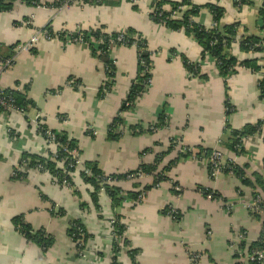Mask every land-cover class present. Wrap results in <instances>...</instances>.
Returning <instances> with one entry per match:
<instances>
[{
  "label": "crops",
  "instance_id": "1",
  "mask_svg": "<svg viewBox=\"0 0 264 264\" xmlns=\"http://www.w3.org/2000/svg\"><path fill=\"white\" fill-rule=\"evenodd\" d=\"M27 1L16 0L9 12L0 13V61L14 58L7 69L0 62V89L17 91L28 102L25 114L14 112L0 121V264H110L109 221L113 215L120 216L128 245L137 252L135 264H189L192 252L202 254L199 264H247L248 247L262 230V223L248 211L252 190L229 175L210 180L204 161L189 158L172 165L170 180L157 187H151L150 176L117 182L115 186L126 200L115 208L104 192H100L96 207L90 198L92 188L77 172L72 175L73 189L56 185L50 174L36 169L28 170L25 180H16L14 173L23 153L46 157L47 152H55V146L37 133L35 121L40 120L50 131L66 133L76 142L79 170L90 163L105 175L135 172L141 165L152 164L156 155L168 151L171 141H177L194 152L198 148L218 151L222 162L231 161L252 178L253 173L263 171L264 139L248 138L243 142L244 153L237 156L226 148L232 136L225 126L240 130L264 120V102L258 90L263 69L257 74L238 68L223 80L214 60H202L192 36L151 21L155 0H103V4L78 3L60 9L36 7ZM35 1L51 5L58 0ZM191 1L202 7L193 20L205 28L212 27V16L204 6L217 4L225 10L222 25L238 23V36L262 35L258 16L261 0H252V5L240 10L233 0ZM164 10L169 11V7ZM47 25L54 33L101 28L107 34L132 30L142 36L152 53L151 79L133 108L124 110L137 70L133 47L110 48L116 74L111 90L100 98L105 69L86 45L41 39L33 53L17 51ZM230 53L238 61L257 58L241 52L236 44ZM180 57L200 64V75L195 78L187 73ZM71 79L79 89L67 85ZM162 113L166 127L154 133L134 135L128 129L139 125L145 130ZM117 116L124 126L119 130L120 138L110 140L108 128ZM177 153L175 148L165 155L160 167L174 161ZM173 183L181 188L180 195L174 194ZM200 188L211 190L217 198L204 197ZM128 193L141 194L140 200L132 202ZM166 209L178 213L179 219L164 214ZM18 217L34 231L44 230L52 238L45 253L16 231L13 221ZM74 220L90 236L80 256L67 234ZM241 233L243 249L238 238ZM118 262L131 264L126 249L122 248Z\"/></svg>",
  "mask_w": 264,
  "mask_h": 264
},
{
  "label": "trees",
  "instance_id": "2",
  "mask_svg": "<svg viewBox=\"0 0 264 264\" xmlns=\"http://www.w3.org/2000/svg\"><path fill=\"white\" fill-rule=\"evenodd\" d=\"M133 3L135 0H126ZM234 7L237 10H240L242 6L252 5V0H233ZM16 0H0V13L9 12ZM84 4H103V0H84ZM28 4L34 6H43L46 8L60 9L64 6L63 0H58L56 3L40 4L35 0H28ZM168 6L169 11L164 10V7ZM185 7L184 10L181 8ZM211 13L212 16V27L205 28L194 22L193 18L196 17L200 10L201 6H196L192 3L191 0H181L180 2H165L163 0H155L152 4V13L149 15L151 21L157 25H160L164 28L170 29L172 31H182L186 36H192L198 46L201 49V58L205 60L210 58L214 60L219 76L227 81V79L234 75L237 72L238 68L249 69L253 73L259 74L263 69L264 71V0L260 1V7L258 10V16L261 19L262 26L260 30L262 31L261 36L255 35H244L238 36L237 29L239 27L238 23H233L230 25H222L221 20L224 16L225 10L215 4H207L204 6ZM174 13H179L178 18H173ZM44 30L48 32L51 39H57L63 44L67 43V40H70L71 43H74L75 39L81 38L84 45H86L91 52V54L98 59L104 66L106 78L110 81L104 83L99 90V97L103 98L106 93H108L113 84L116 74V69L114 62L110 57V48L111 47H133L137 54V70L134 82L131 86L129 94L126 99L124 110L133 108L134 103L137 98L142 96L147 90L148 81L151 79V69L152 53L148 49V44L146 40L133 32L132 30H125L120 33L107 34L103 32L101 28L90 30V31H78L74 33L68 32H58L54 33L52 28L47 25L44 27ZM119 37H122L121 42L117 41ZM238 45L239 50L243 53H249L257 55V58L252 60L238 61L231 53L230 49L233 45ZM17 45L14 47V49ZM35 49H31L29 52H34ZM15 54V52H14ZM14 56V55H13ZM182 64L191 76L198 77L200 75V64H192L184 57H180ZM13 60V57L9 58ZM8 59L1 60L0 62H5ZM258 62H262L263 65L260 66ZM74 90L78 88L73 87ZM1 90V89H0ZM258 90H259V99L264 102V73L261 75L258 81ZM3 94H9L13 97L14 106L17 110L22 111L23 114L26 112V107L28 105L27 100L24 96L17 91H1ZM59 92V90H58ZM54 93V92H53ZM226 108L228 111H231V107L228 104L226 98ZM229 112L226 114L229 115ZM166 116L162 113L158 116L157 122L155 124L149 125L145 130L142 126H130L128 129L135 135L141 134L143 132L154 133L152 128L156 130L166 127ZM123 122L120 116H117L113 119L112 123L108 128V138L110 140H118L121 136L119 131L123 127ZM264 126V120L257 122L255 125H247L240 130H232L229 125L226 123L225 130L230 133L232 139L226 144V148L232 151L234 154L239 156L244 153V148L241 145V139L253 137L256 134L262 132L261 128ZM47 131L51 134V137L54 140L55 152L54 155L50 152H47L46 157L30 155L28 153H23L20 157L18 167H22L25 172L18 171L15 169V179L16 180H25L27 178L28 170H38L40 172H45L50 174L56 185L64 186L73 189L74 183L72 180V175L78 173L82 182L88 184L92 188L90 193V198L93 201V204L98 207V196L100 192H104L105 195L110 199L111 207H118L124 200H126V195L123 194L122 190L115 186L117 182L127 181V176L133 172H129L123 175H105L103 174L95 164L86 163L83 164V169L79 170L76 166V160L70 155V152L75 151L80 155V151L77 147L75 141L70 139L66 133H56L50 131L46 126L41 125L37 127V133L47 141L49 138ZM88 136L92 137L93 132L87 131ZM179 147V148H178ZM177 141H171L169 149L166 153L156 155L154 161L150 165H141L138 169L144 175L150 176L153 179L151 187H157L161 182L169 181V172L172 165L189 158L196 159L199 161H207L212 154L213 150L198 148L197 152H193L191 148L186 146H178ZM177 149V158L170 162L166 167H160L162 160L165 155L171 153L173 149ZM67 151V152H66ZM264 162V160H263ZM224 169L222 171L223 175H230L237 178L240 183L246 187H249L252 190V201L260 199V203L257 204V211H249V214L252 215L255 219L259 220L262 223V230L260 232L258 240L255 243L251 244L248 247V254H252L255 250L264 251V167L261 174L253 173L252 178L248 177L245 171L232 163L231 161L225 162ZM61 167H58V165ZM208 176L211 173L210 164H206ZM137 170V171H138ZM85 171H88L89 174H86ZM136 172V171H135ZM114 181V183L106 184V180ZM175 187H178L176 183L172 184V190L174 194L180 195L181 188L175 190ZM199 191L201 194L206 197L208 194L211 195V199H216L217 196L211 190L200 188ZM141 194L128 193L127 198H130L132 202L137 203L140 200ZM167 209L164 211V214L167 213ZM112 226H113V235L117 237L121 243L113 239L111 244V262L110 264H119L118 256L120 255L122 248L127 250V256L130 259L131 264H135V256L137 254L136 250L130 249L128 241L126 240L125 226L121 222V218L118 215L112 216ZM180 215L177 213L175 219H179ZM14 226L16 231L22 235V237L29 242L35 243L42 252H46L51 244L52 238L44 231L38 230L34 231L30 225H28L23 217H18L14 221ZM67 234L69 238L74 242L77 248L79 256L85 250L87 239L89 235L87 234L85 228L81 225L79 221H71L68 227ZM244 234V233H243ZM82 241L83 246L79 247L78 243ZM240 247L243 249L245 247L244 240L241 241ZM242 264V263H240ZM247 264H259L256 261L247 262Z\"/></svg>",
  "mask_w": 264,
  "mask_h": 264
},
{
  "label": "built area",
  "instance_id": "3",
  "mask_svg": "<svg viewBox=\"0 0 264 264\" xmlns=\"http://www.w3.org/2000/svg\"><path fill=\"white\" fill-rule=\"evenodd\" d=\"M83 1L84 0H63L64 6H62V7L71 6V5L78 4V3H82L83 4L84 3ZM44 8H46V7H44ZM184 9H185V7L181 8V10H184ZM151 13H152V9L150 10V14ZM178 17H179V13H174L173 18H178ZM24 24H26V26H28V23H24ZM41 39L51 40L48 32L45 31L44 28L34 32L33 36L30 38V40L28 42H26L25 44H21L20 46L17 47V51L18 52H29L31 49H33V48H35L37 46V44L39 43V41ZM122 40H123L122 37H119L117 39V41H119V42H121ZM67 43L68 44H83L81 38L75 39L74 43H71L70 40H67ZM263 48H264V46H263ZM13 63H14V58H13V60L8 59V60H6L5 62L2 63L3 64V68H5V69L9 68V67L12 66ZM109 81L110 80L108 78H106L104 83H108ZM149 83H150V80L147 83L148 86H149ZM67 85L71 86V87H76L78 89L80 88L79 84L73 79L69 80L67 82ZM148 86H147V88H148ZM1 91L2 90H0V121L4 117H6L8 114H11V113H14V112H18L20 114H23L22 111L17 110V108L14 106L13 97L11 95H9V94H3ZM35 124H36L37 127L42 125L40 120L35 121ZM152 130L154 132L157 131L155 128H152ZM261 130H262V132L259 133V134H256L255 136H259L262 139H264V126L261 128ZM8 133H9V130H8ZM47 135H48L49 138L47 139L46 142L48 144H50V145L55 146L54 143H53L54 140L51 137V134L49 133V131H47ZM247 139L248 138L241 139L242 147H243V142H245V140H247ZM177 145L180 146V143L177 142ZM191 151L194 152V150H191ZM52 154L54 155V153H52ZM70 155L76 160L75 161L76 162V166H77V169H79L80 162H79V158H78L77 153L75 151H72V152H70ZM204 162H205V164H210V166H211V173L208 176L210 180H215L219 175H221L222 171L224 169V165L226 164L225 162H222V155L218 151H214L212 156L207 161H204ZM17 170L21 171V172H25L22 167H18ZM85 173L89 174L88 171H85ZM229 173H230L229 176H231V172L230 171H229ZM144 176H146V175H144L141 171L138 170L136 172H133V173L129 174L127 176V180L132 181V180H136V179H139V178H143ZM104 183L112 185L114 183V181H110L108 179ZM64 186H66V185H64ZM175 190L178 191L179 188L175 187ZM206 198L211 199V195L208 194L206 196ZM259 203H260V199H257L256 201H252V203L248 205V210H250L252 212L257 211V204H259ZM167 212H168V215H170L173 218H175L176 215H177V213L175 211H169L168 210ZM112 223H113L112 219H110V221H109V229H110V233H111V241L113 239H115L118 242V244H120L121 240L119 241V239L117 237H114V235H113ZM238 238H239L240 241L244 240V234L241 233L240 235H238ZM78 246L79 247L83 246L82 241H79ZM202 257L203 256H202L201 253L192 252L190 254V256H189V264H199V262L201 261ZM245 260H246V262L256 261L259 264H264V251L263 250H255L252 254L246 256Z\"/></svg>",
  "mask_w": 264,
  "mask_h": 264
}]
</instances>
